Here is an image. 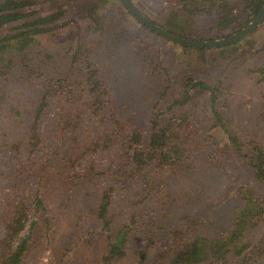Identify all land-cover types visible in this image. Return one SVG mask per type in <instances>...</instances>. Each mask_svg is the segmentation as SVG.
Segmentation results:
<instances>
[{"label": "rangeland", "instance_id": "1", "mask_svg": "<svg viewBox=\"0 0 264 264\" xmlns=\"http://www.w3.org/2000/svg\"><path fill=\"white\" fill-rule=\"evenodd\" d=\"M68 1L59 3L67 15L57 33L38 39L29 54L0 53V264L22 245L21 264L183 263L178 255L201 227L232 229L244 189L264 202L247 160L226 146L234 133L245 154L255 144L264 148V74L254 73L264 70V23L237 55L207 53L204 61L151 33L114 0L100 10L103 30L88 18L79 26ZM131 1L157 24L176 12L179 34L196 41L227 38L220 37L227 30L218 25L219 5L245 2ZM47 2L35 1L37 9L45 12ZM192 75L218 89L223 130L211 129L206 95L188 89L192 98L181 106ZM154 123L195 142L183 145L182 156L175 149L167 162L138 167L134 152L149 150ZM107 195L105 224L99 209ZM174 199L184 210L170 226L165 209ZM16 215L26 222L18 235L10 229ZM255 221L243 242L262 251L254 260L264 264V217ZM119 236L118 258L109 263Z\"/></svg>", "mask_w": 264, "mask_h": 264}, {"label": "trees", "instance_id": "2", "mask_svg": "<svg viewBox=\"0 0 264 264\" xmlns=\"http://www.w3.org/2000/svg\"><path fill=\"white\" fill-rule=\"evenodd\" d=\"M35 1L37 0H0L1 54L9 53L11 56H16L21 53L29 54V51L34 45H36L38 39L40 40L46 35H53L57 33L59 29H61L59 26L64 24L62 22L65 20L66 17H64V15H67V13L59 3L64 0H48L47 4L50 5V8L45 12H41L37 9L41 4L35 3ZM114 2H119L120 5L122 3L120 0H114ZM107 3H111V0H69L66 4H69V15H71L77 21L79 26L82 22V19L88 18L97 30H103L104 25L101 16L103 14L100 12V10L105 7ZM85 4L87 5L85 12H81L79 8ZM263 6L264 0H245L244 4L240 7L228 2L221 3L218 9V25L222 28H225L227 30V34H220V37H229L231 34H234V32L236 33V31L238 32L246 27L248 23L259 14ZM121 7L131 17H133L126 7H123L122 5ZM88 11L91 13L89 17L85 16ZM175 13L176 12H173L172 15H169V18L164 19V23L158 25H161L160 27L177 36L186 38L181 35V33L179 34V32H182L180 27L175 25L171 20V17H173ZM97 14L99 15V18H97ZM245 22L248 23L245 24ZM244 40L233 43L232 45L226 47L215 49L202 50L185 47L183 48L188 51H194L200 54L201 59L205 61L207 58V53H219L222 57L227 55L231 56L234 54L237 55L238 53L235 51L240 49V45L242 42H244ZM261 69L254 71V73L263 75L264 70ZM95 74L96 72H93L90 75L95 78ZM96 84L99 85V82H96ZM187 84L185 99L181 106L189 103L192 98V96H190L191 92L187 91L188 89H190V91L191 89L197 90L198 94L206 95L212 102L211 104L214 113V116L209 119L211 122L212 119L214 121V125L211 126V129L218 128L223 130V127H225L223 124L224 121L220 113L217 111L219 96L216 93L218 92V89L213 88V86L208 82H194L193 79ZM97 88H99V86ZM43 108H45V103L41 105L39 111L41 112ZM185 121H182L180 124H184ZM179 127L182 128L183 125ZM156 128H158V130H156L152 135L149 150L147 152H141L139 150L134 152L135 157L133 162L138 165V167L146 168V166L151 164V162L157 160L167 162L170 160L169 153L175 149L179 150L177 155L181 154L180 156H182L183 145L186 143L190 144V142H195L194 139L196 137H189L187 134L182 135L179 131H176L177 135L174 137L171 130L168 128V125L165 128H163L161 125H156ZM227 140L229 145L226 146L234 149L235 153L240 154V156H244L243 158L244 160H247L246 162L248 163L249 168L252 170L260 183L264 185V148L255 144L251 149V153L245 154V151L242 148H236L239 140L237 134L230 133L227 135ZM136 141L139 142V138L136 137ZM181 141L184 143L181 144ZM183 151H186V149L183 148ZM241 196L243 202L241 207L236 211L237 218L234 221L232 229L227 233H220L218 228L214 226H203L200 228V230L198 229L199 231L195 233V235L191 236L187 241L188 248L178 255V260L183 261V263L180 264H197L198 262L201 264H213L214 261L218 260L219 258L225 260L232 258L237 264H255L254 258L258 259L259 257L257 254H262V251L259 249L258 252L255 253L256 250H252L251 247L249 248L248 243L246 244L243 242V233L247 231L246 224L249 223L252 218H256V221L253 225V227H255L264 217V202L250 189H244L241 192ZM109 203L110 195H107L101 203L99 211V218L103 220L105 224L108 223L107 207L109 206ZM170 205L171 207L169 209H165L171 211L166 212L167 219L170 220V226H175L176 221L183 214L184 207L178 202L177 199L172 200ZM25 223L26 222L24 221L23 216L20 217L19 215H16V217L13 219L10 229H12L15 234L18 235L22 233ZM121 243V236H119V238L114 243H112V251L109 254L111 258H114V256L118 253L117 251L122 246ZM22 254L23 250L12 253L6 257L4 264H19Z\"/></svg>", "mask_w": 264, "mask_h": 264}, {"label": "water", "instance_id": "3", "mask_svg": "<svg viewBox=\"0 0 264 264\" xmlns=\"http://www.w3.org/2000/svg\"><path fill=\"white\" fill-rule=\"evenodd\" d=\"M126 9L131 13L137 21L143 26H147L151 31L161 37L163 40L190 49H215L232 45L244 38L252 35L264 23V6L259 14L243 29L237 33L219 40L196 41L188 38L177 36L166 29L160 27L152 18L146 16L142 11L136 7L131 0H121Z\"/></svg>", "mask_w": 264, "mask_h": 264}, {"label": "flooded vegetation", "instance_id": "4", "mask_svg": "<svg viewBox=\"0 0 264 264\" xmlns=\"http://www.w3.org/2000/svg\"><path fill=\"white\" fill-rule=\"evenodd\" d=\"M121 1V0H120ZM122 2V1H121ZM115 3H119V2H115ZM121 5L123 6V7H125L124 5H123V3H121ZM141 11V10H140ZM143 12V11H142ZM144 13V12H143ZM146 16H148L146 13H144ZM149 17V16H148ZM150 18V17H149ZM134 19H135V17H134ZM135 21H137L136 19H135ZM140 25H142L143 26V24H141L139 21H137ZM156 22V21H155ZM157 23V22H156ZM144 28H146L147 30H149V31H151L147 26H144ZM151 33H153V34H155V32H153V31H151ZM235 34V33H234ZM233 35V34H232ZM245 39V38H244ZM243 39V40H244ZM242 41V40H241ZM194 80L195 82H202V80H200V77H198V76H196V75H192L191 76V79H189L188 81H190V80ZM198 80V81H197ZM205 82V81H204ZM154 125H155V123H154ZM136 137L137 138H139V140L141 141V138H140V136H135V137H133L132 138V142L134 143V142H138V141H136ZM139 141V142H140ZM247 166H248V163H247ZM249 167V166H248ZM248 169H250V168H248ZM251 170V169H250ZM251 172H252V170H251ZM253 173V172H252ZM253 175H254V173H253ZM254 177L256 178V176L254 175ZM257 179V178H256ZM258 180V179H257ZM259 181V180H258ZM260 182V181H259ZM263 185V184H262ZM263 187H264V185H263ZM101 207V206H100ZM107 210H108V207H107ZM99 211H100V209H99ZM12 224V223H11ZM19 250H23V252H24V248H23V245L21 246V249L19 248L17 251H19ZM111 251H112V249H111ZM111 251H110V253H111ZM118 252V251H117ZM109 253V254H110ZM117 258H118V253L114 256V258H111V256H107V258H105L106 259V261H110L109 263H112V262H114L115 260H117ZM21 260H22V256H21V258H20V262H19V264H21ZM260 262L261 261H256V260H254V263L255 264H260Z\"/></svg>", "mask_w": 264, "mask_h": 264}]
</instances>
